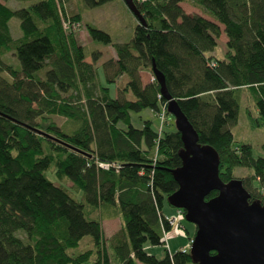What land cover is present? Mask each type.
<instances>
[{
    "label": "trees",
    "instance_id": "obj_1",
    "mask_svg": "<svg viewBox=\"0 0 264 264\" xmlns=\"http://www.w3.org/2000/svg\"><path fill=\"white\" fill-rule=\"evenodd\" d=\"M20 1L38 3L11 10L0 2V264H112L108 252L116 264H197L190 251L165 249L159 259L148 250L164 247V232L173 230L164 208L178 190L171 172L183 165L184 151L175 123L160 133L141 117L167 104L156 81L143 85L141 72H152L153 62L199 143L217 153L220 180L250 170L239 179L249 201L264 205V158L254 157L251 145L234 146L231 131L243 91L256 101L258 117H249L264 127V0H134L146 26L138 23L129 43L113 45L115 59L104 64L106 87L98 82L97 58L85 60L75 29L83 9L114 0H83L74 16L67 12L71 0ZM183 3L213 21L187 14ZM12 18L20 20L18 41ZM87 30L93 41L112 44L106 32ZM222 33L228 41L220 60L210 54ZM12 51L19 68L4 60ZM123 76L129 81L121 88ZM53 117L75 129L59 127ZM51 168L69 189L46 178ZM118 217L121 229L106 238L102 221ZM183 231L194 239L196 228L192 236ZM86 237L93 247L73 252Z\"/></svg>",
    "mask_w": 264,
    "mask_h": 264
},
{
    "label": "water",
    "instance_id": "obj_2",
    "mask_svg": "<svg viewBox=\"0 0 264 264\" xmlns=\"http://www.w3.org/2000/svg\"><path fill=\"white\" fill-rule=\"evenodd\" d=\"M140 25L145 19L134 0H123ZM152 73L173 116L184 145L183 165L171 172L178 190L168 204L185 212L186 222L196 228L191 256L197 264H264V205L250 202L240 179L224 183L219 177V158L199 143L198 134L170 96L165 76L152 63ZM40 135L52 138L44 132ZM217 195L207 200V197Z\"/></svg>",
    "mask_w": 264,
    "mask_h": 264
},
{
    "label": "rangeland",
    "instance_id": "obj_3",
    "mask_svg": "<svg viewBox=\"0 0 264 264\" xmlns=\"http://www.w3.org/2000/svg\"><path fill=\"white\" fill-rule=\"evenodd\" d=\"M0 2L11 10H20V9H27L31 6L38 3V1H20V0H0ZM71 0V2H67V12L69 15L74 16L80 12L81 5L85 4V1L82 0ZM184 8L190 10L189 4L183 3ZM194 8V11L200 12L198 8ZM199 10V11H198ZM63 17H65L64 11ZM207 16V15H206ZM82 21L80 25H77L75 32L76 38L78 43L83 47L84 54L86 57V61L88 63H93L94 61L96 65V70L98 73V82L99 85L102 87H106L107 78L105 77V67L104 64L112 59H115V52L113 45L115 44H126L129 43L133 36L135 29L138 25V20L136 17L128 10L127 6L125 5L123 0H114L111 1L103 6L96 7V8H89L86 9V12L82 15ZM91 25L99 30L106 32L110 35L112 39L111 45H104L101 42L93 41L88 33L87 26ZM220 25V24H219ZM9 28L11 35L15 41H18L22 36V31L20 29V20L18 18H12L9 22ZM222 32L224 31V27L220 25ZM65 30V29H64ZM68 32V31H67ZM227 52L226 47V35L222 33L221 38L219 40L218 46L215 48L213 53L211 54L217 59H225V54ZM4 60L9 63L13 64L15 67L19 68L20 64L16 60L15 55L12 52L5 55ZM110 74L111 69L109 70ZM8 79V77H6ZM141 79L143 85L152 84L155 80L154 75L151 71H144L141 72ZM129 78L127 76H123L119 81L121 82L118 84L119 87H123L122 82H128ZM111 89V96L116 97V87L115 85L107 86ZM132 100V98H129ZM239 119L238 123L231 128V131L234 136V146H239L241 144H248L251 145L253 148L254 157L264 158V127L256 128L252 119H256L258 117V111L256 107L255 97L250 91H243L240 95L239 99ZM161 108V107H160ZM161 114V112H160ZM251 118H250V117ZM141 117L145 120H150L152 122L153 128L155 130L160 129L161 121L159 113H154L151 110H145ZM166 119V123L163 125V130H168L172 125L175 123L173 116L164 115ZM52 121L55 122L59 127L66 126L69 129H75V126H69L66 123V119L62 117H53ZM139 117L133 118V124L137 127L141 126ZM175 125V124H174ZM251 171L248 169H236L235 170V177L236 179L247 177ZM46 178L54 183L57 186H63L66 189H69L70 186H65L64 183L62 184L55 176L54 168H51L46 172ZM73 196H76V199H81L82 194H77L76 192H72ZM164 210L166 211H175L176 209H171V207L166 203ZM165 214V211H164ZM174 216V215H173ZM183 228L189 229L192 233L195 232L194 225L186 222V220H181L180 224H177L176 227L167 235L168 237V244L170 245L171 252H175L176 249L180 247L185 248L191 240L190 237L188 238L183 231ZM93 244V241L90 237L84 238L80 242V246L78 249L73 250L75 253H79L82 251H86L90 249ZM161 253L165 255V247H159ZM189 252V251H188ZM156 254V252H153ZM157 256V255H156ZM161 259L162 256H157Z\"/></svg>",
    "mask_w": 264,
    "mask_h": 264
},
{
    "label": "crops",
    "instance_id": "obj_4",
    "mask_svg": "<svg viewBox=\"0 0 264 264\" xmlns=\"http://www.w3.org/2000/svg\"><path fill=\"white\" fill-rule=\"evenodd\" d=\"M69 2H71V1H69ZM182 6V8L184 9V11L187 13V14H189V15H193V14H199V15H203L201 12H196V11H194V8H193V6H191V5H189V7H190V10H188V9H186V8H184L183 7V5H181ZM82 7V6H81ZM84 8V7H83ZM84 11L82 12V14H84V12H86V9H83ZM199 11V10H198ZM205 18H207L208 20H211V21H213V19L212 18H210V17H208V16H206V15H203ZM227 38H226V43H227ZM212 54V53H211ZM210 54V55H211ZM175 211L173 212V211H168L167 212V214L168 215H170V216H173V215H175ZM121 227H122V221H121V219H120V217H118V218H114V219H105V220H103L102 221V230H103V233H104V235H105V237L106 238H109V237H111V236H113L115 233H117L120 229H121ZM92 247H93V244L91 245ZM91 247V248H92ZM181 248H183V247H180L179 249H176L175 250V252H178V251H180L181 250ZM109 250V249H108ZM153 255H157V256H162L161 257V259L164 257V254L163 253H161V251H160V249H159V247H156V248H149L148 249ZM153 252H156V254H154ZM169 252L170 253H175V252H171V250H170V245H169ZM109 253V255H110V257H111V263L112 264H116V262L113 260V256H112V253L111 252H108ZM137 264H142V263H139V262H137Z\"/></svg>",
    "mask_w": 264,
    "mask_h": 264
},
{
    "label": "built area",
    "instance_id": "obj_5",
    "mask_svg": "<svg viewBox=\"0 0 264 264\" xmlns=\"http://www.w3.org/2000/svg\"><path fill=\"white\" fill-rule=\"evenodd\" d=\"M65 28H66V25H65ZM160 112H161V114H160ZM160 112H159V116H160L161 125H160L159 132L161 133L163 131V125H164V123H166V119L164 118V115H167V104L164 106H161ZM100 166L104 169L109 168V165H106V164H100ZM183 215H184V213L182 210H177L175 215L171 216L169 218L170 226L174 228V227H176L177 224H180V222L183 218ZM167 235L168 234L164 232V247L169 250ZM192 244H193V240H191L190 243H188V245L185 248H181L180 251H182L183 253L190 251Z\"/></svg>",
    "mask_w": 264,
    "mask_h": 264
}]
</instances>
